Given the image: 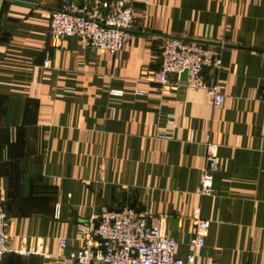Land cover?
Listing matches in <instances>:
<instances>
[{"label": "crops", "instance_id": "1", "mask_svg": "<svg viewBox=\"0 0 264 264\" xmlns=\"http://www.w3.org/2000/svg\"><path fill=\"white\" fill-rule=\"evenodd\" d=\"M69 1L5 0L0 11V207L11 250L44 244L0 264H76L78 228L102 207L158 217L179 259L264 264V0H126L133 24L115 55L51 41L48 13ZM167 38L219 44H202L220 55V70L202 74L220 85L219 108L204 90L147 80ZM208 143L220 162L202 197ZM193 218L209 223L202 248L190 245Z\"/></svg>", "mask_w": 264, "mask_h": 264}, {"label": "built area", "instance_id": "2", "mask_svg": "<svg viewBox=\"0 0 264 264\" xmlns=\"http://www.w3.org/2000/svg\"><path fill=\"white\" fill-rule=\"evenodd\" d=\"M133 19L134 10L126 0L69 1L48 13V34L54 44L76 38L83 50L115 55L129 40ZM44 65L47 66V62ZM205 68L220 70L218 51L195 41L167 38L160 49L159 67L147 74V80L161 90H174L179 86L204 90L206 101L219 108L224 100L221 87L204 82L202 74ZM185 71L186 80L181 81L180 76ZM109 96L120 98L122 92L110 90ZM260 98L264 103V81ZM157 137L164 139V132L158 131ZM219 162L216 145L208 143L199 179L200 196L213 194V175L218 171ZM59 213L57 204L54 217L58 218ZM193 219L190 245L202 248L208 236L209 223ZM92 221L93 224L78 228L82 244L72 255L76 264H196L192 254L184 260L175 256L177 243L163 234L158 217L134 208L113 211L102 207ZM5 228L6 214L0 207V257L10 252L25 257L44 255V244L40 242L26 250H11ZM58 243L60 250L66 247L64 238Z\"/></svg>", "mask_w": 264, "mask_h": 264}, {"label": "water", "instance_id": "3", "mask_svg": "<svg viewBox=\"0 0 264 264\" xmlns=\"http://www.w3.org/2000/svg\"><path fill=\"white\" fill-rule=\"evenodd\" d=\"M5 0H0V11H1V8H2V5H3V2H4ZM187 41H193V40H189V39H187ZM195 42H197V43H199V44H203V45H211V46H218L219 44H215V43H211V42H202V41H195ZM225 47H232V46H225ZM186 75H187V73H186V71L185 72H183L182 74H181V76H180V80L181 81H185L186 80Z\"/></svg>", "mask_w": 264, "mask_h": 264}]
</instances>
